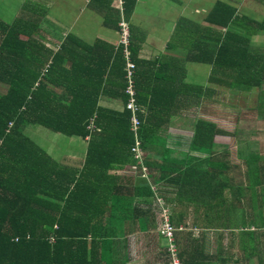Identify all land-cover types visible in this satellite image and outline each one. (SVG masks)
<instances>
[{
	"label": "trees",
	"instance_id": "1",
	"mask_svg": "<svg viewBox=\"0 0 264 264\" xmlns=\"http://www.w3.org/2000/svg\"><path fill=\"white\" fill-rule=\"evenodd\" d=\"M135 1L123 0L126 17ZM38 9L31 2L26 3L10 25L4 24L0 18V264H101L107 250L99 255L97 249L90 246L93 240L88 237L95 232V222L106 212L101 208L105 203L103 199L120 200L119 196L124 195V187L116 188L112 194L103 191L108 187L107 171L115 165V154L116 163L133 162L134 167H138L136 163L139 162V166H151L144 154L148 151L150 158L156 153L157 145L164 140L162 133L173 116L182 115L180 109L188 112L190 105L201 98L204 102L210 98L202 95L201 86L182 82L184 72L177 76V86L172 81L159 79L156 90L144 95L139 89L136 67L135 99L140 109L137 135L141 157L135 159L131 152L134 136L130 130V113L125 109L128 98L124 94L122 50L114 51L101 42L93 46L80 44L73 37L61 41L57 49L47 48L42 42L41 30L45 11ZM232 14L213 13L211 23L217 28H240L241 21ZM206 34V41L213 47L192 50L188 58L210 65L207 84L212 86L211 90L239 93L263 87L264 55L252 50L245 37L222 30ZM128 50L131 60L137 64V48L130 41ZM113 69L118 73L113 86L119 90V98L123 101L122 113L98 108L99 95L104 93L108 82H104L103 75ZM176 97L181 103L177 111L157 109V104L164 101L174 103ZM147 101L149 112L145 113ZM257 118L264 119V109L259 110ZM91 120L95 128L90 132L86 127ZM30 126H39L66 137L90 136L86 165L79 175L74 176L73 189H69L72 184L67 186L63 179L66 175L63 168L38 149L25 133ZM235 135L236 132L231 134L221 129L215 121L200 119L196 121L191 150L204 156L198 155L194 160L192 158V162L178 165L167 156L168 163L172 160L171 166L164 170L167 175L155 182L168 180L175 188L172 193L160 188L159 191L167 193L159 196L169 210L171 224L177 229L182 226L180 233L190 229L184 224L189 212L195 221L193 229H238L233 223V214L238 210L239 201L228 202L225 191L230 186L232 190L240 191L242 179L238 177V182L234 176L229 184L228 176H233L236 170L229 166V153L219 151L214 155L213 151L216 137ZM207 151L210 152L206 154ZM182 153V159L189 157L188 153ZM248 161L245 182L253 185L249 190L258 189L264 186V166L254 158ZM151 169L147 167L150 176ZM63 185L66 191L57 195L56 189H62ZM142 185H135L129 195L140 199L152 197L151 191ZM84 188L90 189L83 192ZM138 190L140 196L136 193ZM53 201L65 202L70 209H61L60 204ZM77 201H81V205L75 207L73 202ZM84 203H88V209L83 208ZM180 204L194 208L181 211L182 208L177 207ZM146 206L144 215L155 220L161 211L159 205L146 202ZM263 212H260L259 228L264 230ZM55 225L58 228L55 229ZM51 235L54 238L49 239ZM107 239V244L111 243L110 238Z\"/></svg>",
	"mask_w": 264,
	"mask_h": 264
},
{
	"label": "crops",
	"instance_id": "2",
	"mask_svg": "<svg viewBox=\"0 0 264 264\" xmlns=\"http://www.w3.org/2000/svg\"><path fill=\"white\" fill-rule=\"evenodd\" d=\"M30 2L38 6L41 11H45L44 19L41 20V30L45 38H52V40L44 42L45 46L51 49H57L61 41L67 37H73L74 41L80 44L93 46L96 42H101L116 51L118 49L117 25L119 22L116 13H119L120 18L127 22L130 43H133L137 48V64H134L137 67V80L140 82L139 89L143 91L144 95L156 90L155 87L158 85L159 79L161 81H172L173 85L177 86V76L182 72L189 80L190 78L193 79L191 77L192 73L201 74L207 80L211 70L210 65L190 61L188 55L192 50H201L203 46L207 49L213 47L206 41V33L209 31L222 30L224 33L234 31L249 41L251 49L253 39H264V27L252 31L258 21L262 22L264 20L263 0H137L127 17L123 11V0H28L27 3ZM53 6L58 10L63 7L62 13H49L48 11H51ZM213 13H233L231 16H238L239 18H237L241 21L242 26L236 29L231 26L217 28L211 23L214 16L211 19L210 17ZM188 17L193 20L192 25L183 23L182 20H189ZM182 28H185V30ZM182 34H185L184 37H180ZM75 45L73 42L72 46L75 47ZM102 79L104 82H108L104 87V93L99 95L98 108L111 113H122L124 104L119 98V90L113 86L114 82L118 80L117 71L114 69L108 70ZM186 84L192 85L187 81ZM174 86L172 89H174ZM55 92L59 93V90ZM180 104L176 97L174 103L170 102L169 104L164 101L157 104V109L176 110ZM148 106L149 102L147 101L144 105L145 113L149 112ZM192 110L191 106L189 111ZM180 111L182 110L180 109ZM175 117L177 116L173 118ZM173 118L167 124L168 127L172 125ZM37 128L41 127L37 126ZM94 128L93 120H91L86 129L91 132ZM174 128L180 130L182 128L181 123L174 126ZM67 138L66 147H58V150H56V144L47 150H43L40 143L39 145L33 141L35 137L31 140L38 149L63 168V172L66 174L63 179L67 186L71 183L69 189H73L74 176L79 175L82 167L86 165L90 136H71ZM163 138L165 139L164 136ZM225 138L216 137L214 139V155L219 153L221 148L226 145ZM177 139L179 149L187 144L183 138ZM56 154L58 159L54 158L57 157ZM144 157L150 160L152 164L151 166L149 164L145 165L146 167L141 166L146 183L145 180L139 179V166L134 167L133 162L128 164L116 163V154L114 156L116 161L113 163L115 164L114 167L107 171L110 180L108 187H105L103 191L112 194L116 188L124 187L125 189L122 191L124 195L119 196L120 200L118 198L103 199L105 203L101 208L106 212L102 214L104 217L98 218V221L95 222L97 224L95 232H92V235L88 237L90 241L93 240L90 246L96 248L99 255L109 249V245H111L109 250V252H112L110 259H106L104 255V262L101 264H168L167 238L162 231L158 230L160 228L159 219L168 218V208L159 195L167 192H161L159 189L163 188L164 191L167 190L170 193L175 190L172 185H169L168 180H161L159 183H156L155 180L167 175L164 170L171 166L169 163L172 160L168 163L164 155L158 151L150 155V158L147 151ZM169 158L180 161L183 156L171 155ZM108 159H110V156ZM142 164L144 163L142 162ZM231 165L235 167L232 163L229 166ZM148 166L149 168L152 167L151 176L149 175L150 172L147 171ZM123 173L127 175L124 176ZM136 174L138 178H136ZM234 176L238 178L235 174L228 176L229 184ZM243 182H245L244 179ZM138 184L146 186L153 196L141 199L137 196H130L129 194L133 193L132 189ZM89 189L84 188L83 192ZM240 189V191L232 190L230 186L225 191L228 202L233 203V200H235L237 203L239 201L237 203L238 210L233 214L234 224L238 228L236 230L214 232L213 230L200 231V229H193L195 221L192 218V213L187 214L189 217L186 218L184 224L190 229L180 233L182 226H179L178 231L174 230L173 232V237L176 239L175 251L179 261L178 264H264V230L259 228L260 212L264 210L263 187L249 190L245 182ZM65 191L66 187L63 185L62 189H56V194L62 195ZM136 193L139 196L141 195L140 190ZM244 199L246 200L244 201ZM53 202L60 204L61 209H70L69 206L65 205V202ZM79 202L81 201L73 202L74 206L81 205ZM146 202L159 205L161 211H159L155 220L144 215L145 207H147ZM177 207L182 208L179 209L181 211H192L194 208L186 205ZM83 208L88 209V203H84ZM133 211H135V214H133ZM139 211L142 212L139 213ZM250 213H253V215ZM109 215L129 219L123 221L117 229L116 226H112ZM107 237L110 238L111 243L109 244H107Z\"/></svg>",
	"mask_w": 264,
	"mask_h": 264
},
{
	"label": "rangeland",
	"instance_id": "3",
	"mask_svg": "<svg viewBox=\"0 0 264 264\" xmlns=\"http://www.w3.org/2000/svg\"><path fill=\"white\" fill-rule=\"evenodd\" d=\"M27 2L28 0H0V18L2 22L4 24L10 25L15 19L16 13L17 14L21 13L22 6H24ZM62 10H63V7L60 10H58L53 6L52 10L48 12L49 13H62ZM116 14H117L118 21L120 20L124 21L123 18H120L119 13H116ZM188 19L190 21L186 19L182 20L183 23L185 25H192L193 20L189 17ZM263 23H264V20L262 22L258 21V24L252 29V31H255V30H258L264 27V25H262ZM182 29L185 30V28H182ZM50 31L54 32L53 30H50ZM184 35L185 34H182L180 35V37H184ZM47 37L49 36L47 35ZM49 40H52V38H49V39L45 37L42 38L43 43ZM58 40H61V39H58ZM251 47L252 49H255L256 51H258L261 55H264V39H258V40L253 39ZM118 49L122 50V48H118ZM191 77L193 79L190 78L189 80L186 76H184L182 82L187 81L189 82V84H192L193 86H201L202 95H205L206 97H209L210 99L204 102V99L201 98V100L197 102L196 104L190 105L193 108L192 111H188V112L181 111L182 115H179L173 118V121H172L173 126L169 125V127L164 131V134H162V136H164L165 139L164 140L162 139V142H160V144L157 145V148H159V150L156 148V151H158L160 154H163L165 159H168L169 155L170 156L171 155L181 156V154H183L182 152L188 153L189 157L187 159H181V161H176L175 165L176 164L178 165L179 163L181 164L183 162H192V158L194 160L196 156L201 155L200 153H197L191 150L193 146L191 140L193 139V136H194L196 121L200 119L210 121V122L215 121L217 126H219L221 129L231 134L236 132V135L232 138L230 137L225 138V136L219 137V138L226 139V145L221 148L220 152L227 151L229 153V158L231 160V163L235 165V169H236L235 175L240 177L243 182V179L245 180L244 178V172L246 169L245 165H249L248 160L251 161L254 158L255 162H258L259 165L264 166V121H262L263 119L257 118L259 110L264 108V84L262 85L263 87L261 89L253 90L252 92L241 91L239 93H233L230 91L223 92L221 90L216 92L215 90H211L212 86L207 84L206 78L202 77L201 74L192 73ZM197 94L198 93L196 92L195 95ZM202 107L208 110H204ZM256 107H257V110H256ZM179 123H181L182 128L180 130L175 129L174 126L178 125ZM170 126H172V128H170ZM25 133L32 139L35 137L33 141L36 142L37 144L40 143L41 145L40 144L39 145L42 147L43 150L44 149L47 150L49 147H52L55 144H56L55 146L56 150H58V147H66L65 144L68 140V138L64 135L56 134L49 130H44L42 128H37V126L36 127L30 126ZM36 136H38L39 138L37 139ZM56 138H58V140H56ZM177 138H183V140L187 144L179 149V146H178L179 141ZM139 143H140V140H139ZM209 152L210 151H207L206 154ZM191 155H194V156H191ZM56 156L57 157H54V156L52 157H54L55 159H58L57 154ZM194 163L198 165L196 162ZM200 165H202V163H200ZM139 170H140L139 179L145 180V183H146V178H144L145 174L143 173V169L140 166H139ZM123 175L126 176L127 174L123 173ZM135 176H137V174ZM136 178H138V176ZM235 178L236 180L238 179L237 177ZM244 184L245 182H243V185ZM247 186L249 188L253 187L252 184H249ZM261 187H263L262 197H263V202H264V186H261ZM245 200L246 199H244V201ZM182 205L184 206V204H180V206ZM108 213H110V211H108ZM133 214H135V211H133ZM250 214L253 215V213H250ZM167 216L170 219L169 212ZM109 217H110L109 219L111 220L112 226L113 225L116 226L117 229L119 225L123 223V221H128L129 219V218H123L119 216L117 217V215H109ZM168 218L159 219L160 228H158V230L162 231V233L164 231V226L167 220L169 223ZM55 227L58 228L57 225H55ZM201 230H205V229H200V231ZM214 232H220V231H214ZM116 239H117V236H116ZM175 242H176V239L173 236H172V240L167 238L166 249L168 250L167 253L170 258L169 259L167 257L168 264H176L177 262L179 263L177 254L175 251V248H176ZM110 249H111V245H109V249H107V251L104 253L106 259H110L111 257L112 252H109Z\"/></svg>",
	"mask_w": 264,
	"mask_h": 264
},
{
	"label": "built area",
	"instance_id": "4",
	"mask_svg": "<svg viewBox=\"0 0 264 264\" xmlns=\"http://www.w3.org/2000/svg\"><path fill=\"white\" fill-rule=\"evenodd\" d=\"M118 42L117 46L122 48V56L125 62L124 66V80L126 82V87L124 90V94L128 98V102L125 105V109L130 113V130L134 136V145L131 148V152L134 154V158L139 160L141 157L140 152V143L137 135V131L140 127V121L137 117L138 113H140V109L136 104L135 99V68L136 65L131 60L129 48V30L125 21L120 20L118 22ZM174 228L169 225L168 220L165 223L163 234L170 240H172ZM178 264V263H176Z\"/></svg>",
	"mask_w": 264,
	"mask_h": 264
},
{
	"label": "clouds",
	"instance_id": "5",
	"mask_svg": "<svg viewBox=\"0 0 264 264\" xmlns=\"http://www.w3.org/2000/svg\"><path fill=\"white\" fill-rule=\"evenodd\" d=\"M136 164H138V166H139V162H137ZM141 164H142V162H141ZM141 167V166H140ZM169 225H171V223L169 224ZM172 227H173V225H172ZM54 228L56 229V227L54 226ZM173 228H175V227H173ZM176 230H178L177 228H175V231ZM51 238H54L52 235L49 237V239H51Z\"/></svg>",
	"mask_w": 264,
	"mask_h": 264
},
{
	"label": "flooded vegetation",
	"instance_id": "6",
	"mask_svg": "<svg viewBox=\"0 0 264 264\" xmlns=\"http://www.w3.org/2000/svg\"><path fill=\"white\" fill-rule=\"evenodd\" d=\"M251 92H252V91H251ZM256 109H257V107H256ZM262 109H264V108H262ZM262 121H264V119H263Z\"/></svg>",
	"mask_w": 264,
	"mask_h": 264
}]
</instances>
